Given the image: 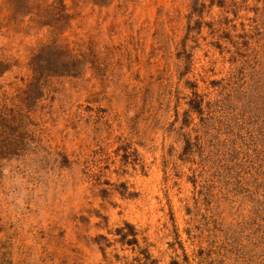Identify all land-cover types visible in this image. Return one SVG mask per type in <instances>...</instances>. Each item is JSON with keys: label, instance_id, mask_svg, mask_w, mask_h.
<instances>
[{"label": "rangeland", "instance_id": "1", "mask_svg": "<svg viewBox=\"0 0 264 264\" xmlns=\"http://www.w3.org/2000/svg\"><path fill=\"white\" fill-rule=\"evenodd\" d=\"M172 261L264 264V0H0V264Z\"/></svg>", "mask_w": 264, "mask_h": 264}, {"label": "trees", "instance_id": "2", "mask_svg": "<svg viewBox=\"0 0 264 264\" xmlns=\"http://www.w3.org/2000/svg\"><path fill=\"white\" fill-rule=\"evenodd\" d=\"M194 96L196 97L197 94L194 93ZM195 97L194 98H191L192 102H190V106L189 108L187 109L186 112H190L191 110H201V106H199V103L200 101L199 100H195ZM188 145H186L187 149L186 150H189V147L191 146L190 142L188 141L187 142ZM171 264H178L176 261H172Z\"/></svg>", "mask_w": 264, "mask_h": 264}]
</instances>
